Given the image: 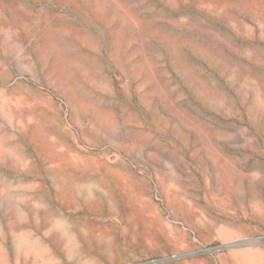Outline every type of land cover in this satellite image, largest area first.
<instances>
[{
	"label": "rangeland",
	"instance_id": "374dc122",
	"mask_svg": "<svg viewBox=\"0 0 264 264\" xmlns=\"http://www.w3.org/2000/svg\"><path fill=\"white\" fill-rule=\"evenodd\" d=\"M0 264H264V0H0Z\"/></svg>",
	"mask_w": 264,
	"mask_h": 264
}]
</instances>
